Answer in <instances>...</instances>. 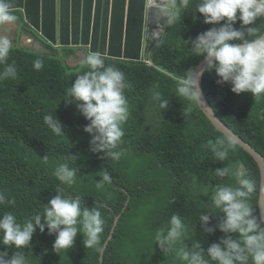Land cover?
Listing matches in <instances>:
<instances>
[{"label":"trees","instance_id":"1","mask_svg":"<svg viewBox=\"0 0 264 264\" xmlns=\"http://www.w3.org/2000/svg\"><path fill=\"white\" fill-rule=\"evenodd\" d=\"M197 3L199 0H191L182 18L172 24L166 42L153 55V66L105 58L106 63L125 74L131 85L125 93L130 116L124 125L122 143L116 149L123 153L118 161L89 150L91 137L83 131L86 121L74 105L63 102L76 76L87 70L69 66L74 50L60 57L39 54L20 45L13 47L7 63L16 65L18 76L0 82V191L14 199L15 205L0 207V215L11 211L22 222L34 212H42L43 204L62 191L66 196L82 197L88 207L99 205L105 220L99 251L85 248L78 234L74 246L57 255L52 250L55 236L48 235L47 230L43 234L37 230L31 249H24L28 264H100L118 216L121 218L105 252L104 264H185L175 253L161 252L156 232L166 228L172 215H179L188 228L184 239L187 247L199 242L206 248L218 242L222 233L206 236L199 217L202 213L220 214L211 203L217 186H235L234 178L215 176V170L224 166L233 171L242 167L256 181L257 190L250 204L254 214H261L259 163L239 145L229 152L227 160L214 162L209 142L228 138L216 130L197 104L178 99L175 82L156 71L163 67L182 75L188 69H197L203 61L193 56L185 43L212 27L205 25L199 14L194 21ZM253 26L264 32V18ZM234 27L239 28V22ZM35 59L43 61L41 70L34 69ZM216 80L214 72H206L203 81L204 94L215 114L264 154V96L257 100L250 93L236 95L230 85H218ZM154 91L169 101L163 111L157 103L155 134L146 129ZM48 114H54L65 126V136L53 134L44 124L43 117ZM70 154L76 158L70 160ZM44 156L47 163L42 160ZM65 162L78 169L71 187L62 185L52 174L59 163ZM101 170L108 172L111 183L97 188ZM220 218H214L210 226ZM13 251L9 249V255Z\"/></svg>","mask_w":264,"mask_h":264},{"label":"clouds","instance_id":"2","mask_svg":"<svg viewBox=\"0 0 264 264\" xmlns=\"http://www.w3.org/2000/svg\"><path fill=\"white\" fill-rule=\"evenodd\" d=\"M190 3L191 0H169V9L163 16L165 23L171 25L181 19L182 11ZM197 14L205 25L212 27L185 43L193 56L203 59L205 67L188 69L182 75L163 67L156 68L175 82L177 98L200 105L199 81L204 72H214L216 83L230 85L231 92L236 95L250 93L257 100L264 96V32L253 26L264 18V0H199L194 21ZM16 19L11 5L0 0V24H11ZM237 22L239 28L234 27ZM12 49V41L7 36H0V65H3L0 82L15 80L18 76L16 65L7 63ZM81 64L87 70L76 76L66 90L63 102L74 105L86 121L83 131L91 137L89 150L93 154H102V158L118 161L123 153L116 149L122 143L124 125L130 116L125 93L131 85L125 74L115 65L106 63L100 52L85 51ZM33 66L41 70L44 64L41 59H35ZM152 99L161 111L167 109L169 101L163 99L159 91L153 92ZM43 121L53 134L65 136V126L54 114L45 115ZM208 147L213 161L223 162L237 145L233 139H217L214 143L209 142ZM75 158L69 155L70 160ZM47 159L44 156L42 160L47 163ZM77 171L65 162L59 163L52 174L62 185L71 187ZM214 174L235 180V186L221 184L211 196V203L220 214L202 213L199 217L206 236L216 231L222 233L218 242L210 243L206 248L199 242L187 247L184 243L187 225L181 216L172 215L166 228L157 230L156 244L162 253H175L185 264H264V212L257 216L250 204L257 190L256 181L250 179L242 167L233 171L224 166L216 169ZM100 176L97 188L111 183L107 171L101 170ZM260 191L264 192V188ZM14 205L15 200L0 191V207ZM217 217H221L219 222L210 226ZM104 227L99 205L88 207L82 197L66 196L57 191L47 204H43L42 212H34L22 222L11 211L0 215V245L3 246L0 247V264H28L24 249H31L37 230L41 234L47 230L48 235L55 236L52 250L57 255L71 249L78 234L83 237L85 248L99 251L97 246ZM9 249H14L11 255Z\"/></svg>","mask_w":264,"mask_h":264},{"label":"water","instance_id":"3","mask_svg":"<svg viewBox=\"0 0 264 264\" xmlns=\"http://www.w3.org/2000/svg\"><path fill=\"white\" fill-rule=\"evenodd\" d=\"M20 27L48 49L100 52L106 59L154 65L153 55L168 37L172 24L165 23L163 16L169 9V0H5ZM56 47V48H55ZM36 51V50H35ZM76 57L79 56L76 54ZM203 61L197 67L202 70ZM206 72L200 77L202 103L199 110L212 125L236 145L243 147L259 163L264 188V154L252 143L238 135L215 114L203 91ZM260 212H264V192L260 197ZM121 216L101 253L104 264L105 252L112 241Z\"/></svg>","mask_w":264,"mask_h":264},{"label":"crops","instance_id":"4","mask_svg":"<svg viewBox=\"0 0 264 264\" xmlns=\"http://www.w3.org/2000/svg\"><path fill=\"white\" fill-rule=\"evenodd\" d=\"M14 15L17 17V19L21 18V15H19L18 13L17 14L14 13ZM24 27H26V26L20 27L18 25V23L0 24V36H6V33L11 34L13 31H15L18 35V39H17L18 44L15 47H17L19 45L23 46V48H27L25 46H33L32 42L29 41V37L27 36L28 33L26 32ZM81 60H82V56L77 60L79 62V65L81 64ZM68 64H69V66H71L70 60L68 61Z\"/></svg>","mask_w":264,"mask_h":264},{"label":"flooded vegetation","instance_id":"5","mask_svg":"<svg viewBox=\"0 0 264 264\" xmlns=\"http://www.w3.org/2000/svg\"><path fill=\"white\" fill-rule=\"evenodd\" d=\"M28 34H27V36L29 37V41L32 42L33 46H25V47H27V49H29V50H36V52L39 53V54L60 56V57H64L65 56L66 57L68 51H73V50H70V49H63L61 47H59V48L55 47L57 51L50 50V49H48V46H45V45L41 44L39 39L34 38L30 33H28ZM76 54L79 56V58L81 56H83V52L82 51H75L74 50V56H71L69 58V60H78L79 58L76 57Z\"/></svg>","mask_w":264,"mask_h":264},{"label":"rangeland","instance_id":"6","mask_svg":"<svg viewBox=\"0 0 264 264\" xmlns=\"http://www.w3.org/2000/svg\"><path fill=\"white\" fill-rule=\"evenodd\" d=\"M6 36L12 41L13 47L18 44V35L15 31L11 34L6 33ZM70 64L72 67H81L82 64L79 65L77 60H70ZM149 113H148V125H146V129H148L152 133H156L155 125H156V118H157V102H155L152 98L149 104Z\"/></svg>","mask_w":264,"mask_h":264},{"label":"built area","instance_id":"7","mask_svg":"<svg viewBox=\"0 0 264 264\" xmlns=\"http://www.w3.org/2000/svg\"><path fill=\"white\" fill-rule=\"evenodd\" d=\"M146 65H148V66H150L151 67V65L148 63V64H146Z\"/></svg>","mask_w":264,"mask_h":264}]
</instances>
